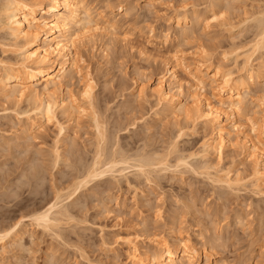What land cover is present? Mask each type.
<instances>
[{
	"label": "rangeland",
	"instance_id": "374dc122",
	"mask_svg": "<svg viewBox=\"0 0 264 264\" xmlns=\"http://www.w3.org/2000/svg\"><path fill=\"white\" fill-rule=\"evenodd\" d=\"M6 1L0 0V5ZM86 2L98 27H104L102 18L110 11L119 14L121 4L132 12L127 23L115 30L91 32L86 36L89 39L76 45L80 73H73L63 91L64 95L72 93L81 108L89 109L81 92L86 82L90 84V107L100 123H105L101 124L106 139L98 143L90 118L77 113L75 123L58 117L64 128L61 133L54 122L41 123L40 129L31 131V122L18 115L26 110L30 113L32 103L0 95V234L18 222L25 227L18 241L10 238L0 243V264H133L127 246L119 239L133 241L140 252H149L154 240L173 243V238L187 240L198 252L196 264H264V197L256 194L250 178L244 179L252 164L234 145L223 150L220 160L210 154L213 169L208 173L199 169L204 163L199 158L189 161L191 167L151 174L150 181L131 169L95 180L66 199L72 177L92 162L97 144L102 146V160L122 149L128 156L156 151L155 157L167 155L168 165L173 167L178 156L197 154L202 142L211 141L212 128L185 125L181 118L163 112L154 90L165 74L164 62L174 65L180 58L186 63L204 58L209 72L236 75L232 55L251 51L259 33L255 19L264 18V0ZM212 15L217 21H210L206 28L205 21ZM195 16L200 20L191 24ZM37 18L42 21L48 15ZM185 29L189 33L181 36ZM254 59L258 72L264 50L255 53ZM19 60L17 46L0 31V62L15 64ZM262 75L247 97L249 114L258 122L264 121ZM178 77L192 84L182 71ZM163 88L177 93L166 78ZM212 89L205 85L202 97L210 98ZM190 93L182 85L178 100L183 106H191ZM178 127H184L185 136L171 150L169 137ZM55 150L61 160L53 166ZM227 172L229 178L238 175L242 179L234 191L214 182ZM59 191L62 206L71 217H60L59 227L53 230L36 227L31 218L52 203ZM214 235L217 241L210 243ZM114 242H118L117 248Z\"/></svg>",
	"mask_w": 264,
	"mask_h": 264
},
{
	"label": "bare ground",
	"instance_id": "6f19581e",
	"mask_svg": "<svg viewBox=\"0 0 264 264\" xmlns=\"http://www.w3.org/2000/svg\"><path fill=\"white\" fill-rule=\"evenodd\" d=\"M117 10L119 14L113 15L110 11L109 15L102 18L104 27H98L92 20L86 0H7L0 5V31H5L12 46H17L20 56L19 62L15 64L0 62L2 72L0 95L17 102L27 100L32 103L30 106L33 109L30 113L33 114L34 119L30 118L29 110L18 115L26 117L31 122L28 124L31 126V131L40 129L41 123L54 122L56 126H59L61 133L64 128L61 127L58 117L75 123L76 118L73 116L77 113L90 118L100 140L98 143L105 142L102 131L105 123L101 122L103 125L100 123L97 112L90 107L93 101L90 84L86 82L81 92L89 109L81 108L72 93L64 95L63 91L65 85L72 80L73 73H80L74 52L76 45L84 39H89L91 32H103L102 30L106 28L115 30L121 26V23H127L132 17L131 10L123 4L119 5ZM42 14L48 15V19L39 21L37 17ZM199 20V17L195 16L191 24H196ZM212 20L217 21L216 16L212 15L210 20H204L206 28L210 26L209 23ZM179 21L178 18L177 25L180 24ZM255 21L259 33L257 31V36L255 34L257 39L254 38L251 51H239L232 55L234 64L237 66L236 75L231 72L221 75L218 70L209 72L210 66L206 65L208 60L204 58L194 63H186L181 58H177L179 60L174 65L169 60L164 62L165 74L161 76L154 90L158 103L163 107V112L175 118H181L179 121H183L185 125L199 124L204 128H212L214 137L210 142L208 140L202 142L197 154L178 156L173 167L168 165L167 155L155 157L156 151L147 153L143 150L141 153L128 156L122 149L123 154L120 153L121 151L111 152L102 160L104 154L102 146H98L101 143L97 144L92 162L84 164V169L81 168L84 171L79 168V171L76 170L77 174L75 173L76 175L72 177L73 182L67 188L69 193L66 199H71L95 180L131 169L135 170L139 177L150 181L151 174H158L171 168L191 167L189 161L199 158L204 162L199 169L208 173V170L213 169L208 161L210 154L215 153L214 155L220 160L223 150L232 145L237 146L244 158L251 161L252 169L248 177L244 179L250 178L253 189L257 191L256 194L264 197V121L258 122L252 118L248 111L251 102L247 99L252 84L259 81L261 74L264 73V63L258 66V72L254 71V55L264 50V18H257ZM43 28L48 29L47 33H44ZM188 33L189 29H185L181 36ZM46 40L48 43L44 47L42 44ZM179 71L186 74L192 84L180 80ZM165 78L175 86L176 95L171 90L163 88ZM182 85L190 89V107L183 106L178 100L182 93ZM205 85H209L211 89L213 87L210 98L201 95ZM127 127L125 126L123 130ZM183 129L184 127H178L177 131L169 137L168 147L171 150H176L177 140L185 136ZM57 151L54 152L53 166L57 165L59 159L61 160ZM229 175L230 172H227L223 178H217L214 182L220 187L234 191L242 179L238 175L229 178ZM61 195V191L57 192L54 201L47 203L45 208L36 212L31 218L36 227L53 230L59 227L60 217H71L68 208L62 206ZM24 232L25 227L18 222L5 233L0 234V243L5 244L10 238L18 241ZM211 238L210 243L217 241L216 235ZM119 240L127 246L128 257L133 264H196V257H198V252L188 245L187 240L177 242V238H173V243H170L166 239H156L152 242L154 248L149 252H140L133 241ZM117 244L118 242H114L116 245L114 248H117ZM114 248L111 249L115 250Z\"/></svg>",
	"mask_w": 264,
	"mask_h": 264
}]
</instances>
